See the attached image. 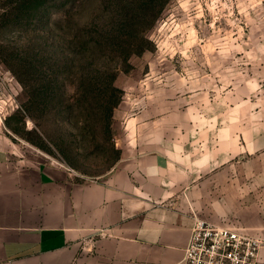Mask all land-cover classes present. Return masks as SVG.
Listing matches in <instances>:
<instances>
[{
  "label": "rangeland",
  "instance_id": "1",
  "mask_svg": "<svg viewBox=\"0 0 264 264\" xmlns=\"http://www.w3.org/2000/svg\"><path fill=\"white\" fill-rule=\"evenodd\" d=\"M16 2L0 0V127L19 150L87 179L104 177L122 156L162 151L192 177L195 214L264 240V0H168L149 49L117 76L124 96L111 137L98 126L95 142L68 111L45 107L41 96L31 102L19 63L39 26L4 22ZM92 2L85 13L101 18Z\"/></svg>",
  "mask_w": 264,
  "mask_h": 264
},
{
  "label": "crops",
  "instance_id": "2",
  "mask_svg": "<svg viewBox=\"0 0 264 264\" xmlns=\"http://www.w3.org/2000/svg\"><path fill=\"white\" fill-rule=\"evenodd\" d=\"M177 160L151 150L78 178L0 127V264H182L195 213Z\"/></svg>",
  "mask_w": 264,
  "mask_h": 264
},
{
  "label": "trees",
  "instance_id": "3",
  "mask_svg": "<svg viewBox=\"0 0 264 264\" xmlns=\"http://www.w3.org/2000/svg\"><path fill=\"white\" fill-rule=\"evenodd\" d=\"M87 1L18 0L2 18L36 20L39 26L37 39L24 46L19 63V78L30 86L31 102L41 96L45 107L55 103L68 111L70 120L84 123L82 136L95 142L99 127L111 137L112 116L124 96L115 84L117 76L132 69V56L149 49V31L168 0H93L90 6L105 11L101 18L85 13Z\"/></svg>",
  "mask_w": 264,
  "mask_h": 264
},
{
  "label": "built area",
  "instance_id": "4",
  "mask_svg": "<svg viewBox=\"0 0 264 264\" xmlns=\"http://www.w3.org/2000/svg\"><path fill=\"white\" fill-rule=\"evenodd\" d=\"M263 247V239L241 226L217 224L194 214L182 264H259Z\"/></svg>",
  "mask_w": 264,
  "mask_h": 264
}]
</instances>
